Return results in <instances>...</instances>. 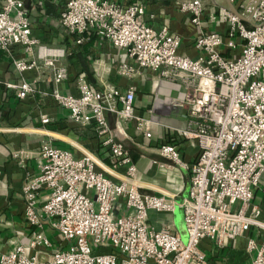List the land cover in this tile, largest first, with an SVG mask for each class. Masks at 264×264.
Listing matches in <instances>:
<instances>
[{"label":"built area","instance_id":"2783aa9c","mask_svg":"<svg viewBox=\"0 0 264 264\" xmlns=\"http://www.w3.org/2000/svg\"><path fill=\"white\" fill-rule=\"evenodd\" d=\"M230 2L242 18L219 6L217 16L209 13L208 20L217 17L224 25L220 30L202 28L204 0L178 3L179 10L201 29L193 42L197 54L190 57L178 52V35L145 19L139 2L64 1L59 23L74 34L75 45L93 37L107 40L133 60V65H120L122 75L140 68L180 84L182 96L166 102L188 108V122L194 129L187 128L181 135L193 141L199 153L189 167L187 196L141 193L133 179L135 166L123 145L113 141L106 118L115 114L150 137L151 121L134 114V88L123 90L111 83L95 88L78 72L74 92L55 87L50 96L73 122L91 125L97 134L106 135L110 171L127 165L125 179L113 180L98 171L90 153L74 157L71 151L43 141L37 152L38 171L28 175L22 186L29 238L26 244L0 253V264H208L204 242L219 248L245 236L253 226L264 231L261 210L252 204L264 173V0ZM32 28L24 0L1 1L0 53L35 51L30 59H13L15 70L49 68L47 80L56 86L68 77L67 66L60 61L68 51L41 43ZM4 85L20 101L36 92L34 83L26 80ZM49 121L41 116L43 124ZM22 153L15 151L12 157ZM160 153L182 164L175 146L164 144ZM261 192L264 195V185ZM177 209L182 210L184 234L154 229L146 222L149 212ZM42 217L58 233V242L44 233ZM27 249L49 252V257L41 260ZM246 251L254 253L250 264H264L263 246L257 248L254 239L247 240Z\"/></svg>","mask_w":264,"mask_h":264},{"label":"crops","instance_id":"0c3cea01","mask_svg":"<svg viewBox=\"0 0 264 264\" xmlns=\"http://www.w3.org/2000/svg\"><path fill=\"white\" fill-rule=\"evenodd\" d=\"M46 1L56 5V20L60 25L59 12L65 0H24L28 18L33 24L32 35L43 44L53 42L50 38L57 36L56 31L53 26L31 19L28 8L32 4L44 7ZM114 1L124 4L141 3L146 20L155 26L166 25L170 32L180 37L178 50L180 54L196 56L197 51L193 47V42L201 29L190 22L188 14L179 10L178 3L182 0ZM224 1L225 4L220 6L229 8L227 1ZM209 13L217 16V10L205 8L202 15L205 22L202 28L222 29L224 25L217 20V17L214 21L208 20ZM51 44L58 45V42ZM60 45L68 51L63 60V64L68 68V77L56 86L47 80L49 68L42 67L38 71L29 70L22 73L15 70L13 59H30L35 56V51L31 55L21 49H16L11 55L0 53V253L10 250L16 244H26L29 238L30 228L24 219L22 186L26 183L28 175L38 171L37 152L43 141H50L56 147L71 151L74 157H80L84 152L90 153L96 160L98 171H103L113 180L125 179L127 165H120L112 172L110 171V150L109 146L104 144L106 135L97 134L91 125L82 126L73 122L68 112L59 107L50 96V92L55 87L61 92L75 91V76L83 71L76 58L69 57L72 49L80 48L88 54V57L92 56L89 67L94 82L88 81L93 87L99 88L104 83L114 84L123 90L133 87L135 90L134 114L151 121V135L145 137L135 131L131 122L120 121L112 113L106 115L113 141L123 145L130 156L131 163L135 166L133 179L139 191L166 198H180L187 196L190 187L189 167L196 160L199 150L193 141L182 137L181 131L187 128L194 129V126L188 122L189 114L186 106H173L166 102L177 100L182 96L180 84L140 68H135V72L129 76L122 75L118 70L120 65L122 63L133 65V60L107 40L93 37L82 45H75L73 40L70 44L63 42ZM21 80L33 82L36 89L34 95L28 96L23 101L16 98L13 89L4 85ZM42 115L48 116L50 121L43 124ZM164 144L176 147L181 165L160 153V146ZM18 150L23 153L13 158L12 153ZM263 178L264 173L260 180ZM259 184L254 189L252 204L260 208L259 219L264 221V195L261 192L264 183L261 186ZM146 222L154 229L167 228L171 232L184 234L181 209L173 213L149 212ZM41 225L52 242L60 240L58 233L46 218L42 217ZM248 239H254L256 247L263 246L264 249V231L254 226L245 236L228 241L219 248L213 243L204 242L202 247L207 253L208 264H250L254 253L246 251ZM28 251L30 255L36 252L31 249H27V253ZM36 253L41 260H47L49 257V252Z\"/></svg>","mask_w":264,"mask_h":264},{"label":"trees","instance_id":"16d2710c","mask_svg":"<svg viewBox=\"0 0 264 264\" xmlns=\"http://www.w3.org/2000/svg\"><path fill=\"white\" fill-rule=\"evenodd\" d=\"M28 8V7H27ZM56 5L50 1H46L44 7H41L37 4H32L28 8L29 17L32 19L39 20L44 22L47 26H53L56 35L61 31V25H58L56 20L57 10ZM51 30V29H50ZM55 31L53 33H55ZM51 32V31H50ZM63 42L70 44L73 40L74 34H64ZM68 47V46H67ZM69 57H75L77 62L80 64L81 69L87 75V78L90 82H94L92 71L89 67V61L92 59V56L88 57V54L84 53L80 48H75L71 50Z\"/></svg>","mask_w":264,"mask_h":264},{"label":"rangeland","instance_id":"374dc122","mask_svg":"<svg viewBox=\"0 0 264 264\" xmlns=\"http://www.w3.org/2000/svg\"><path fill=\"white\" fill-rule=\"evenodd\" d=\"M204 4H205L206 8H210L212 11H214V10H218L220 5H224L225 1L224 0H216V5H215L213 0H204ZM60 29H61V31L58 33L57 36H54V37L50 38L51 41L58 42V45H52L51 43H53V42H51V43L50 42H46L44 44L47 45V46H51V47L55 46V47H59V48H62V47L64 48L63 45H60V44H63V38L62 37L64 36V34H71V33L68 30H66L65 28H63V27H61ZM64 58L65 57L61 58V60H60L62 63L64 62L63 60H65ZM118 70H120V69H118ZM263 183H264V178L262 180H260L259 186H261V184H263ZM85 194H87V195L89 194L90 195L91 191L90 192L85 191ZM28 253H29V251H28Z\"/></svg>","mask_w":264,"mask_h":264},{"label":"water","instance_id":"95a60500","mask_svg":"<svg viewBox=\"0 0 264 264\" xmlns=\"http://www.w3.org/2000/svg\"><path fill=\"white\" fill-rule=\"evenodd\" d=\"M228 5H229V9L231 10V12H233L235 15H237L239 18H242V16L237 12V10L233 7V5L231 4L230 0H226Z\"/></svg>","mask_w":264,"mask_h":264}]
</instances>
